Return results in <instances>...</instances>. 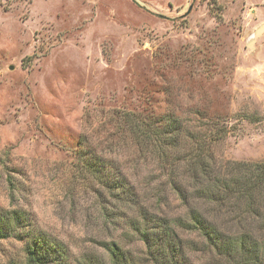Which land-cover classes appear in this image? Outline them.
Segmentation results:
<instances>
[{"label": "rangeland", "instance_id": "obj_1", "mask_svg": "<svg viewBox=\"0 0 264 264\" xmlns=\"http://www.w3.org/2000/svg\"><path fill=\"white\" fill-rule=\"evenodd\" d=\"M125 112L177 118L182 157L203 143L217 164L264 160V0H0V222L22 210L66 264L106 259L85 163L141 188L153 168ZM24 262L0 238V264Z\"/></svg>", "mask_w": 264, "mask_h": 264}, {"label": "trees", "instance_id": "obj_2", "mask_svg": "<svg viewBox=\"0 0 264 264\" xmlns=\"http://www.w3.org/2000/svg\"><path fill=\"white\" fill-rule=\"evenodd\" d=\"M123 125L137 151L151 154L153 168L141 188L124 173L102 169L97 156L85 163L107 235L100 244L106 259L84 254L86 264H264V160L217 164L203 143L182 157L183 130L172 115L153 122L125 112ZM1 216L0 238L23 243L24 264H66L56 242L29 228L24 211ZM120 218L142 244L139 255L113 236Z\"/></svg>", "mask_w": 264, "mask_h": 264}]
</instances>
